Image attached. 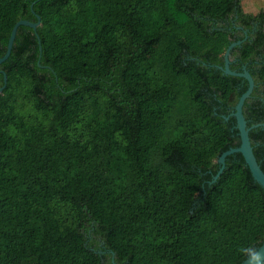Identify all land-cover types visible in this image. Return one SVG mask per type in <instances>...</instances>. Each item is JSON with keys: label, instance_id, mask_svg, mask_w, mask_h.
<instances>
[{"label": "trees", "instance_id": "1", "mask_svg": "<svg viewBox=\"0 0 264 264\" xmlns=\"http://www.w3.org/2000/svg\"><path fill=\"white\" fill-rule=\"evenodd\" d=\"M38 0H0V59ZM243 0H42L0 66V264H241L264 243V189L241 154L225 75ZM40 43L42 58L40 59ZM40 63V65H39ZM46 67V68H43ZM244 114L264 124V64ZM4 75L0 73V89ZM252 103V104H251ZM264 171V127L251 131Z\"/></svg>", "mask_w": 264, "mask_h": 264}, {"label": "water", "instance_id": "2", "mask_svg": "<svg viewBox=\"0 0 264 264\" xmlns=\"http://www.w3.org/2000/svg\"><path fill=\"white\" fill-rule=\"evenodd\" d=\"M40 1H42V0H38L36 3L40 2ZM36 3L32 4L31 10H32V13L36 16L38 22L33 23L31 21L22 20V21H19L15 25V27L11 33L9 42H8L6 54L4 57H2L0 59V66L3 65L10 58L13 47H14V43H15V40H16V37L18 34V30L20 27H28V28L32 29L35 32L38 41L40 42V38L38 36L37 30H38V27L41 25V19L34 12V6ZM240 44L241 43L232 44L225 53V65H224V67H216V68L218 70H220L221 72H223L225 75L245 79L249 84L247 91L240 97L237 105L235 106V112L231 116V117L235 118V120H236V129L238 130L241 144L238 148L230 149L229 151L225 152L224 154H222L218 158L217 162L220 165V170H219L218 174L215 176L214 182H216L221 177V175L223 174L225 167H226V159L232 155L241 154L245 160L247 167L250 170V173H251L253 180L259 186H261L264 189V171L262 170V168H261V166H260V164H259V162L255 156L254 147L252 145L251 137H250V133L252 130L259 128V127H264V124H259V125H255L252 127H248V121H247L245 114H244L245 104H246L247 100L250 99V97L253 94V91L255 88V82L247 70H245L243 73H238L236 71H232L230 68L229 58L231 56V51L235 47L239 46ZM41 58H42V48H41V43H40V59ZM39 65H40V63H39ZM43 68H46V67H43ZM0 73H2L4 75V86L0 89V94H2L6 88V85H7V75L5 72H0ZM231 117H225V119L228 121ZM258 251L261 253V256L264 257V243L258 249ZM241 264H249V258ZM261 264H264V259H262Z\"/></svg>", "mask_w": 264, "mask_h": 264}, {"label": "flooded vegetation", "instance_id": "3", "mask_svg": "<svg viewBox=\"0 0 264 264\" xmlns=\"http://www.w3.org/2000/svg\"><path fill=\"white\" fill-rule=\"evenodd\" d=\"M236 10L237 9L235 8V10H233L231 13H229L225 17V21L230 22V24H232L231 27H229V31L232 32V34H233V37L231 39L235 42V44L241 43L237 47L242 49L244 44H246L247 42H252L256 38V34L259 33L260 23H257V22L252 21V20H253V17H257L259 15L264 14V7L259 8L257 11H248V12H246L242 9L243 15L252 16L251 28H245V27L237 24V22L242 21V19H241L240 15L237 14ZM237 47H235L234 49H236ZM234 49L231 51V56L229 58L230 68L232 71H236L238 73H243L245 70H247L251 75V71L249 68H251V69L260 68L261 65L264 64V53L259 54L258 56L254 57L253 59L249 60L248 62H243L241 60L240 54H238V55L233 54ZM223 59H224V65H225V54L223 56ZM224 65H223V67H224ZM251 76L255 82V88H254V91H255V89L258 87L257 81L255 80L253 75H251ZM238 79H241V81H242L241 85H244L246 83L249 86L248 82L245 79H242V78H238ZM247 89H248V87H247ZM254 91H253V93H254ZM258 91H259V100L264 103V86L259 87ZM251 97H250V99H251ZM239 99H238V101H239ZM250 99H248L247 102H249ZM247 102L245 104L244 111H245L246 106L248 105ZM234 112H235V107H233L232 112H231L229 117H231L234 114ZM112 264H115L114 260L112 261Z\"/></svg>", "mask_w": 264, "mask_h": 264}, {"label": "clouds", "instance_id": "4", "mask_svg": "<svg viewBox=\"0 0 264 264\" xmlns=\"http://www.w3.org/2000/svg\"><path fill=\"white\" fill-rule=\"evenodd\" d=\"M242 255H247L249 257V264H261L264 257L261 256L259 251L253 250L251 246L240 249Z\"/></svg>", "mask_w": 264, "mask_h": 264}, {"label": "rangeland", "instance_id": "5", "mask_svg": "<svg viewBox=\"0 0 264 264\" xmlns=\"http://www.w3.org/2000/svg\"><path fill=\"white\" fill-rule=\"evenodd\" d=\"M261 7H264V0H243L242 1V9L246 12L257 11Z\"/></svg>", "mask_w": 264, "mask_h": 264}]
</instances>
